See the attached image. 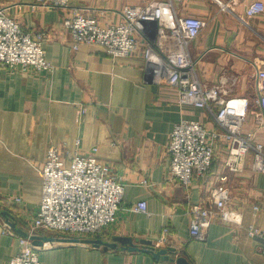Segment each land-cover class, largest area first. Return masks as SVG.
Masks as SVG:
<instances>
[{"label": "crops", "instance_id": "0c3cea01", "mask_svg": "<svg viewBox=\"0 0 264 264\" xmlns=\"http://www.w3.org/2000/svg\"><path fill=\"white\" fill-rule=\"evenodd\" d=\"M160 1L165 0H71L69 9H45L33 8L30 0H0V7L7 8L26 32L46 36L47 60L55 67L52 72L0 67V213L12 217L9 221L0 215V264H9L20 253V237L33 240L43 264H174L149 252L96 248L34 230L43 196L40 168L52 146L82 153L97 148V159L124 182L117 221L98 238L145 240L156 250L173 247L177 253L168 256L183 257L190 264H264V238L248 232L253 227L264 233V173L252 170V155L242 172L231 173L228 149L218 140L209 174L195 179L186 191L170 175L171 133L181 121H200L211 132H220L214 114L181 105L177 90L152 82L143 38L137 52L117 61L100 45H80L76 51L68 45L71 36L64 23L75 11L95 15L103 24L118 23L125 5ZM255 1L179 0L174 13L206 22L190 48L198 61V78L206 87H223L227 100L251 102L244 130L256 133L264 145L263 117L255 102L258 72L264 70V13L248 17L246 12ZM81 106L87 114L79 121ZM225 175L228 180L223 182ZM145 180L149 186L142 184ZM220 187L229 191V207L242 212V224L216 219L204 240L192 239L190 208L211 207ZM138 201L148 203L147 214L133 210ZM165 227L170 243L162 246ZM46 242L51 245L43 249Z\"/></svg>", "mask_w": 264, "mask_h": 264}, {"label": "built area", "instance_id": "2783aa9c", "mask_svg": "<svg viewBox=\"0 0 264 264\" xmlns=\"http://www.w3.org/2000/svg\"><path fill=\"white\" fill-rule=\"evenodd\" d=\"M33 8L69 9L71 0H30ZM179 0L151 2L144 5H125L118 23L103 24L95 15L75 11L64 26L71 36L68 45L78 50L80 45H100L114 60L131 57L139 49L140 38L145 39L144 58L153 69L152 82L177 90L179 103L214 114L222 131L211 132L200 121H181L171 133L168 152L170 175L183 189L189 191L194 180L206 177L216 156V142L223 140L228 149L226 166L231 173L242 172L248 156L252 155L253 171L264 173V145L254 132L244 126L251 102L246 98L227 100L223 87L204 86L197 74L198 61L190 54L191 45L202 33L206 22L194 17H178L174 3ZM247 16L264 13V1H255L247 8ZM42 33L32 35L21 23L0 7V67L52 72L55 67L47 60ZM259 96L255 102L261 109L264 126V70L258 72ZM87 114L80 107L79 121ZM79 148L80 141L76 142ZM98 149L88 153L71 151L66 146H52L40 168L43 177V196L33 228L64 235L71 239L98 238L117 221L125 195V184L111 167L97 159ZM228 177H222L227 181ZM149 186L148 181H143ZM211 207L194 205L190 208V236L204 240L212 223L220 221L242 224V212L230 208L229 191L220 187L214 192ZM15 200L21 202L20 197ZM133 210L148 213V203L138 201ZM255 211L259 207H254ZM249 235L264 238L257 228ZM170 243V230L165 227L159 244ZM21 251L9 264H43L33 240L20 237ZM51 244L44 243L43 249Z\"/></svg>", "mask_w": 264, "mask_h": 264}, {"label": "water", "instance_id": "95a60500", "mask_svg": "<svg viewBox=\"0 0 264 264\" xmlns=\"http://www.w3.org/2000/svg\"><path fill=\"white\" fill-rule=\"evenodd\" d=\"M0 215H4L7 217L9 221H11V214L8 212H2ZM73 242L76 243H87L91 245L92 247L100 248L105 247V249H122L127 250L131 252L135 251H142V252H149L152 253L155 259L160 260L162 257L165 258L166 261L174 263V264H190L187 259L183 257L179 258H171L168 256V253H172L175 255L177 253V250L173 247H168L166 249H159L156 250L151 242L140 240V239H132L128 237H115L113 239V242H106L100 238H88V239H80V238H74L71 239ZM142 244L147 246L148 248H139L137 245Z\"/></svg>", "mask_w": 264, "mask_h": 264}]
</instances>
